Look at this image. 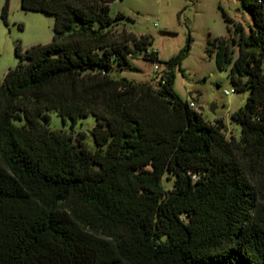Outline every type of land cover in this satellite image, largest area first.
<instances>
[{"label": "trees", "instance_id": "obj_1", "mask_svg": "<svg viewBox=\"0 0 264 264\" xmlns=\"http://www.w3.org/2000/svg\"><path fill=\"white\" fill-rule=\"evenodd\" d=\"M112 1L21 0L54 23L49 42L15 43L0 81V264H264V0H240L253 25L207 45L248 91L238 139L173 88L190 37L160 61L146 36L111 30ZM132 47L159 64L151 81L111 74L134 68ZM51 111L72 128L93 115L94 145Z\"/></svg>", "mask_w": 264, "mask_h": 264}, {"label": "rangeland", "instance_id": "obj_2", "mask_svg": "<svg viewBox=\"0 0 264 264\" xmlns=\"http://www.w3.org/2000/svg\"><path fill=\"white\" fill-rule=\"evenodd\" d=\"M3 2L0 0V12ZM118 13L124 17L116 20L111 30L118 33L125 29L136 36H146L149 39L147 49L155 51L160 61H166L178 53L190 37L186 56L174 68L173 88L182 99H193L204 120L214 123L221 119L225 135L238 139L241 124L230 114L244 106L248 91L234 90L228 71L216 66L213 54L209 56L207 53V45L217 36H228V28L232 30L234 25L241 24L245 30L253 25L250 13L243 8L240 0H113L109 5V15L114 18ZM225 16L230 21H226ZM53 23L52 15L24 10L21 0L9 1L7 24L0 15V81L6 71L18 63L14 53L15 43L20 41L24 49L36 42H49L53 35ZM129 44L132 46V43ZM234 50L236 56V46ZM129 64L134 68L119 70L115 66L111 74L135 82L151 81L155 75L154 63L145 59L141 51L134 47L130 52ZM160 65L162 67L163 63ZM212 103H216L214 112L210 110ZM49 114L51 128L65 129L73 136L83 131L86 143L90 147L94 145L90 133L95 123L93 115L79 118L72 128L69 119L64 123L55 111ZM162 184L170 188L173 178L166 179L164 176Z\"/></svg>", "mask_w": 264, "mask_h": 264}, {"label": "built area", "instance_id": "obj_3", "mask_svg": "<svg viewBox=\"0 0 264 264\" xmlns=\"http://www.w3.org/2000/svg\"><path fill=\"white\" fill-rule=\"evenodd\" d=\"M154 68H155V69H159V68H160L159 64H158V63H155V64H154ZM231 91H232V90H231ZM225 93L228 94L229 91H226ZM188 105H189V107H191V108L197 110V107L195 106V103H194V101H193L192 98H191L190 100H188ZM197 111H198V110H197Z\"/></svg>", "mask_w": 264, "mask_h": 264}, {"label": "water", "instance_id": "obj_4", "mask_svg": "<svg viewBox=\"0 0 264 264\" xmlns=\"http://www.w3.org/2000/svg\"><path fill=\"white\" fill-rule=\"evenodd\" d=\"M189 95L191 96V92L189 93ZM215 108H216V103H212V104L210 105V110H211L212 112H214Z\"/></svg>", "mask_w": 264, "mask_h": 264}, {"label": "crops", "instance_id": "obj_5", "mask_svg": "<svg viewBox=\"0 0 264 264\" xmlns=\"http://www.w3.org/2000/svg\"><path fill=\"white\" fill-rule=\"evenodd\" d=\"M36 43H41V42H36ZM42 43H44V42H42Z\"/></svg>", "mask_w": 264, "mask_h": 264}]
</instances>
